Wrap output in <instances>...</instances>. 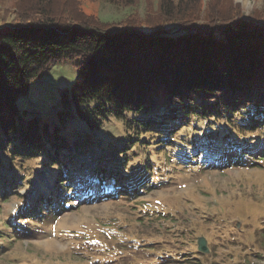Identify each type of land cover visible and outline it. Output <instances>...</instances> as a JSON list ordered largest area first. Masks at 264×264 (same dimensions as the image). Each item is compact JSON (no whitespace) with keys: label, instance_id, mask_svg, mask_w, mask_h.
<instances>
[{"label":"rangeland","instance_id":"obj_1","mask_svg":"<svg viewBox=\"0 0 264 264\" xmlns=\"http://www.w3.org/2000/svg\"><path fill=\"white\" fill-rule=\"evenodd\" d=\"M31 1L0 0V24L15 21ZM63 1L54 3L57 9ZM65 1L81 18L118 22L130 15L142 19L147 6L156 17L160 0H124L138 2L135 8ZM176 1L182 4L179 12L233 9L245 20L264 17V0ZM78 61L53 64L16 101L25 119L40 116L50 132L56 127L59 135L69 136L68 125L77 150L71 151L70 162L48 163L0 149V247L5 248L0 264H264V127L240 128L244 135L234 127L223 143L227 155L236 154L233 142L240 149L251 147L252 155L244 153L239 163L222 166L209 165L197 152L196 159L191 157L192 145L206 147L199 135L205 129L179 127L170 137L145 133L140 143H129L144 126L135 121L126 126L109 114L104 126L91 132L74 116L58 117L60 90L73 82ZM158 136L166 143L158 142ZM58 167L71 172L68 187L57 189L47 182ZM45 187L61 196L59 206L40 219L19 221L38 192L48 195ZM16 223L19 227L11 231ZM200 237L207 252L197 248ZM194 256L199 262H192Z\"/></svg>","mask_w":264,"mask_h":264},{"label":"trees","instance_id":"obj_2","mask_svg":"<svg viewBox=\"0 0 264 264\" xmlns=\"http://www.w3.org/2000/svg\"><path fill=\"white\" fill-rule=\"evenodd\" d=\"M57 1L32 0L15 21L0 24L1 150L38 156L48 163L73 159L77 141L70 137L68 125L69 136L59 135L56 127L50 132L40 116L25 119L16 101L50 66L79 59L73 82L60 90L61 120L74 116L91 132L100 130L109 114L126 126L140 123L144 129L133 132L129 143H140L145 133L170 137L179 127L205 129L199 135H204L206 147L192 145L196 149L191 157L200 153L198 157L209 165H231L244 153L252 155L251 147L240 149L233 142L236 154L229 156L223 143L232 137L234 127L239 133L240 128L264 127V17L245 20L233 9L230 14L179 12L181 2L160 0L156 17L146 4L142 19L130 15L104 22L81 18L65 0L57 9ZM99 1L127 8L138 4ZM158 137V142L166 143ZM66 171L58 167L53 176H46L47 182L57 189L68 187L72 174ZM3 179L0 174L1 195ZM45 190L48 195L38 192L33 204L19 213V221L40 219L59 206L58 192ZM17 223L9 226L11 231ZM192 262L199 258L194 256Z\"/></svg>","mask_w":264,"mask_h":264},{"label":"water","instance_id":"obj_3","mask_svg":"<svg viewBox=\"0 0 264 264\" xmlns=\"http://www.w3.org/2000/svg\"><path fill=\"white\" fill-rule=\"evenodd\" d=\"M197 248L201 252H207V247L205 244V239L200 237L199 240L197 241Z\"/></svg>","mask_w":264,"mask_h":264}]
</instances>
